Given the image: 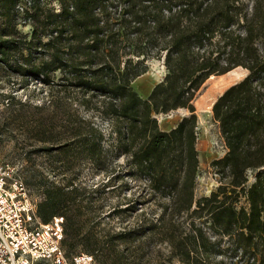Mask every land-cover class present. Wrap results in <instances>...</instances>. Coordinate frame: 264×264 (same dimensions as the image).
Wrapping results in <instances>:
<instances>
[{
	"label": "trees",
	"instance_id": "1",
	"mask_svg": "<svg viewBox=\"0 0 264 264\" xmlns=\"http://www.w3.org/2000/svg\"><path fill=\"white\" fill-rule=\"evenodd\" d=\"M51 2L58 7H45ZM25 15L34 22L31 37L21 35L17 42L1 34L0 61L8 63L11 50H19L22 62L15 71L39 79L49 90L48 104L38 107L31 124L36 139L61 142L59 154L72 159L66 171L85 160L110 176L92 192L114 186L119 178L114 159L123 156L151 197L167 199L149 228L135 225L116 232L107 250L159 229L186 264H222L219 258L227 252L245 255L248 264H264V54L259 48L264 0H29ZM152 59L163 60L166 73L142 98L132 83ZM237 67L248 74L212 105L226 149L214 165L230 190L193 209L198 173L194 101L210 77ZM6 98L11 114L22 113L13 96ZM181 108L189 115L169 130L160 129L156 115ZM80 109L108 122V147L105 130L83 118ZM37 184L42 198L36 215L43 223L64 218L66 254L79 246L80 253L98 260L106 243L81 220L94 206L88 189L73 182L58 185L43 174ZM125 210L135 209L128 205L119 211ZM184 214L187 228L176 234V220ZM99 264L124 263L114 258Z\"/></svg>",
	"mask_w": 264,
	"mask_h": 264
},
{
	"label": "rangeland",
	"instance_id": "2",
	"mask_svg": "<svg viewBox=\"0 0 264 264\" xmlns=\"http://www.w3.org/2000/svg\"><path fill=\"white\" fill-rule=\"evenodd\" d=\"M13 1L0 0V35L6 34L5 36L19 42L21 35H25L27 39L31 37L34 22L25 15L29 0H16V4L12 6ZM49 6L58 7L55 2L45 5ZM259 48L264 54V42L259 43ZM21 62L20 51L17 49L11 50L8 63L0 61V159L17 166L31 199L37 203L42 198L37 184L41 174L58 185L71 182L78 184L88 189L94 204L93 210L87 212L81 219L83 226L90 229L100 242L106 243L104 247L102 245L99 247L97 253L99 262L101 260L109 262L116 258L124 264H186L175 255L168 242L162 240L164 235L159 229L146 231L140 239L119 241L114 247L115 251L107 250L108 244L112 242L111 236L116 232L135 225L141 226L142 229L149 228L150 221L155 222L161 213L159 204L167 202V199L151 197L145 188V182L126 167V159L123 156L114 159L115 165H119L114 175L119 178L112 182L113 187L106 188L103 192L92 190L100 188L110 176L97 171L88 161L79 160L74 163L71 170L66 171L71 166L69 163L72 159L69 155L59 154L60 150H57V147L61 142L43 143L36 139L32 131V121L40 113L38 107H43L49 102V90L39 79L17 73L15 68ZM147 64L148 71L132 83L142 98L148 97L153 86L161 81L166 73L163 60L152 59ZM247 74L246 69L243 73L237 69L210 77L197 93L194 106L197 117L198 173L193 209L214 198H222L230 190L227 179L219 176L218 168L214 165L215 160L221 158L226 149L220 135L219 124L213 118L212 105L226 88ZM8 96L14 97L22 113H10V101L6 98ZM80 114L105 130L108 139L105 145L108 147L112 142V138L108 137L110 133L108 122L101 120L98 114L92 111L80 109ZM185 115H189V111L181 108L167 114H157L156 118L160 129L169 130ZM3 122L7 125L1 126ZM50 147L51 149H47ZM253 179V174L248 172L249 182ZM128 205L133 206L135 210L119 211ZM186 219L187 215L184 214L176 220V234L186 230ZM79 248L75 246L70 253H80ZM219 259H222V264H248V258L240 253L227 252Z\"/></svg>",
	"mask_w": 264,
	"mask_h": 264
},
{
	"label": "built area",
	"instance_id": "3",
	"mask_svg": "<svg viewBox=\"0 0 264 264\" xmlns=\"http://www.w3.org/2000/svg\"><path fill=\"white\" fill-rule=\"evenodd\" d=\"M63 224L37 217L17 166L0 159V264H99L89 253L66 254Z\"/></svg>",
	"mask_w": 264,
	"mask_h": 264
},
{
	"label": "crops",
	"instance_id": "4",
	"mask_svg": "<svg viewBox=\"0 0 264 264\" xmlns=\"http://www.w3.org/2000/svg\"><path fill=\"white\" fill-rule=\"evenodd\" d=\"M240 70L242 73L244 72V69L243 68H241V67H237V68H235V69H233V70ZM230 72V71H229ZM173 127H174V125H173Z\"/></svg>",
	"mask_w": 264,
	"mask_h": 264
},
{
	"label": "bare ground",
	"instance_id": "5",
	"mask_svg": "<svg viewBox=\"0 0 264 264\" xmlns=\"http://www.w3.org/2000/svg\"><path fill=\"white\" fill-rule=\"evenodd\" d=\"M234 72H237V71H234ZM234 72H233V73H234ZM237 75H238V73H237ZM227 81H228V80H227Z\"/></svg>",
	"mask_w": 264,
	"mask_h": 264
}]
</instances>
